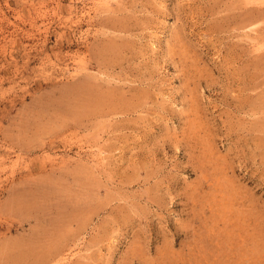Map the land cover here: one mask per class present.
Wrapping results in <instances>:
<instances>
[{
    "label": "rangeland",
    "instance_id": "obj_1",
    "mask_svg": "<svg viewBox=\"0 0 264 264\" xmlns=\"http://www.w3.org/2000/svg\"><path fill=\"white\" fill-rule=\"evenodd\" d=\"M0 264H264V0H0Z\"/></svg>",
    "mask_w": 264,
    "mask_h": 264
}]
</instances>
